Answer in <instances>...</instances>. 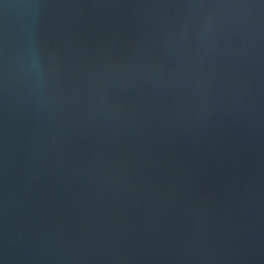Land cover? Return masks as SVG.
<instances>
[{
	"label": "water",
	"instance_id": "obj_1",
	"mask_svg": "<svg viewBox=\"0 0 264 264\" xmlns=\"http://www.w3.org/2000/svg\"><path fill=\"white\" fill-rule=\"evenodd\" d=\"M0 264H264V0H0Z\"/></svg>",
	"mask_w": 264,
	"mask_h": 264
}]
</instances>
